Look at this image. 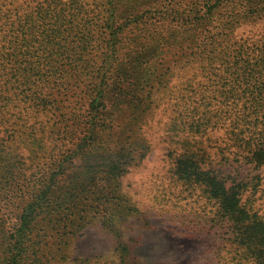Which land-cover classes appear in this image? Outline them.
<instances>
[{
	"label": "trees",
	"instance_id": "trees-1",
	"mask_svg": "<svg viewBox=\"0 0 264 264\" xmlns=\"http://www.w3.org/2000/svg\"><path fill=\"white\" fill-rule=\"evenodd\" d=\"M260 20L264 0H0V264H70L92 221L116 229L162 117L228 264H264V37L237 33Z\"/></svg>",
	"mask_w": 264,
	"mask_h": 264
},
{
	"label": "rangeland",
	"instance_id": "rangeland-1",
	"mask_svg": "<svg viewBox=\"0 0 264 264\" xmlns=\"http://www.w3.org/2000/svg\"><path fill=\"white\" fill-rule=\"evenodd\" d=\"M237 33L261 39L264 20L245 23ZM167 124V118L162 117L147 128L151 153L142 166L122 179L119 193L123 203L115 208L124 217L118 227L110 228L101 217L92 221L66 248L70 264L76 259V264H228L231 261L225 227L213 222L216 207L199 201L198 192L174 180L170 152L179 148L177 143L182 134L176 135ZM221 134H214V140ZM251 171L246 166L241 173L245 177ZM10 226H1V237L8 236Z\"/></svg>",
	"mask_w": 264,
	"mask_h": 264
}]
</instances>
